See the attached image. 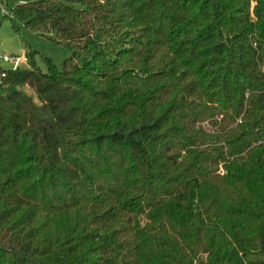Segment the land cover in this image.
I'll list each match as a JSON object with an SVG mask.
<instances>
[{
    "label": "trees",
    "instance_id": "obj_1",
    "mask_svg": "<svg viewBox=\"0 0 264 264\" xmlns=\"http://www.w3.org/2000/svg\"><path fill=\"white\" fill-rule=\"evenodd\" d=\"M8 19L71 56L0 81V264H264V0Z\"/></svg>",
    "mask_w": 264,
    "mask_h": 264
},
{
    "label": "rangeland",
    "instance_id": "obj_2",
    "mask_svg": "<svg viewBox=\"0 0 264 264\" xmlns=\"http://www.w3.org/2000/svg\"><path fill=\"white\" fill-rule=\"evenodd\" d=\"M30 1V0H27ZM17 0H8L6 10L10 11L16 5ZM0 5V53L24 55L31 48L39 50L37 55L38 65L45 71L46 66L41 61V55L50 57L55 63L60 64L71 56L69 48L64 45L54 43L50 38L42 37L37 33L28 34L27 40L31 46L26 45L21 37L12 29L8 17H3ZM32 93V90L26 88Z\"/></svg>",
    "mask_w": 264,
    "mask_h": 264
},
{
    "label": "built area",
    "instance_id": "obj_3",
    "mask_svg": "<svg viewBox=\"0 0 264 264\" xmlns=\"http://www.w3.org/2000/svg\"><path fill=\"white\" fill-rule=\"evenodd\" d=\"M27 0H17L16 5L25 4ZM1 12L3 17H12L14 7L11 8L10 11L6 10V6L8 5V0H0ZM28 64V56L24 55H16V54H2L0 53V81L1 79L7 76L8 71H16L20 68L25 67ZM264 71V64H263ZM238 122H242V119H238Z\"/></svg>",
    "mask_w": 264,
    "mask_h": 264
}]
</instances>
